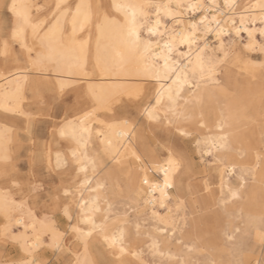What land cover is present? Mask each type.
Instances as JSON below:
<instances>
[{
  "label": "bare ground",
  "instance_id": "obj_1",
  "mask_svg": "<svg viewBox=\"0 0 264 264\" xmlns=\"http://www.w3.org/2000/svg\"><path fill=\"white\" fill-rule=\"evenodd\" d=\"M40 1V5H35L34 0H0V8L5 7L10 19L6 38L0 43L2 49L8 41V55L0 59V156H7L8 161L13 152L15 138L9 118L17 114L27 120L31 115H38L29 108L32 105L29 98L50 90L58 97L71 95L73 103L58 113V121L51 123L47 133L49 141L42 145L47 168L70 164L74 170L72 189L67 186L63 192L72 193L69 195L73 207L70 229L79 227L83 235L73 231L80 248L72 249L70 264H94L90 239L103 243L118 264H131L132 260L153 263L144 259L134 245L139 241L136 235L142 227L141 220L133 218L136 219L132 224L134 233L130 237V215L127 218L123 212L115 213L116 205L112 208L110 195L127 197L136 209L147 212L154 222L153 231L147 233V237L152 254L155 252L157 256L162 253L170 256L167 248L160 247L161 233L166 232L171 237L178 223L181 228L186 224L181 178L187 160L166 143L160 151L149 144L144 129L137 125L135 114L142 116L149 131L158 129L165 136L171 133L186 136L191 130L201 134L198 144L204 147V154H211L216 166V188L224 195L223 200L234 203L228 207V215H241L242 233L252 232L250 236L253 234L260 242L264 236V205L257 204L256 190L248 191L249 184L243 173L251 167L254 179V169L261 162L258 145H264V92L257 86L264 58H254L255 52L264 55V0ZM57 3L70 7L58 12L53 24L58 21L59 28L52 32V25L44 28V24L57 12ZM12 4L16 5L15 10ZM116 4L159 7L146 8L141 15L140 9H117ZM77 5H82L79 11ZM134 12L141 41L139 51L130 50L124 27L125 19L130 20ZM25 16L31 24H39L43 31L37 29L39 36H36L29 26L19 39H13V31L18 23H23ZM149 28L155 34H151ZM193 32L195 40L190 46L181 42ZM45 36L47 39L42 44L41 38ZM145 44L150 45L147 52ZM166 44L173 45L171 51L165 48ZM49 56L62 70L51 67L53 60ZM97 63L117 70L91 71ZM78 66L86 67V74L77 71ZM239 75L241 79H237ZM62 130L64 135H61ZM54 141L65 144L53 150ZM74 151L76 157L72 156ZM7 161L0 163V169ZM164 169H169V187H165ZM233 174L236 182L229 180ZM205 184L207 192L211 184ZM150 186L159 187L153 190ZM33 193L35 195V191ZM14 196L11 189L0 185V233L7 231L15 237L13 240L24 255V245L31 247L37 238L40 245L34 249V255L45 243L48 248L60 250L64 237L54 220L49 215L39 216L27 200ZM76 201L87 202L88 218L98 227L83 222L85 218ZM93 209L98 211H91ZM194 222L191 220L186 234L195 229ZM236 228L229 229L228 238ZM198 254L202 255L203 250ZM222 254L226 255L221 251L218 258H224ZM179 261L187 264L182 258Z\"/></svg>",
  "mask_w": 264,
  "mask_h": 264
},
{
  "label": "rangeland",
  "instance_id": "obj_2",
  "mask_svg": "<svg viewBox=\"0 0 264 264\" xmlns=\"http://www.w3.org/2000/svg\"><path fill=\"white\" fill-rule=\"evenodd\" d=\"M34 1H36L35 5H40L41 3L40 0ZM0 17L1 43V41L6 38V33L10 24L8 12L6 11L5 7L0 8ZM258 38L260 40V36H258ZM16 46L17 45L15 44V47ZM3 57L4 55H0V59H3ZM254 58L256 60H261L262 58H264V55L260 52H255ZM238 78L241 79L242 76L239 75L237 76V79ZM257 81V86L259 87V90L261 92H264V68L261 70L260 76ZM37 93L38 95L36 97L33 96V101V97L29 98L30 103H32V105H29V108L33 112L38 113V115H31L30 118H28L27 120L17 114H13L11 118H9V120H11L10 123L12 137L14 136L13 139L15 138L13 141L14 143L12 142L13 145L11 148V151L13 150V152H11V158L1 168H7L11 175L16 177V185H14L13 181L11 180L5 181L3 179H0V185L11 189L12 194L15 195L14 197L16 199L20 198L27 200V202L39 216L44 214L46 216L49 215L48 217L54 220L53 222L55 223L56 227L63 234L64 239L62 242L64 246L60 250L56 251L54 249H51L50 247L48 248V245L45 243L38 249L35 256L40 261H42L43 264H70L72 261V251H78L80 248L78 243L79 241L74 236L73 231L70 229V225L72 224L73 220L68 221V219L63 215V211L61 213L62 209L59 211L55 210L53 204L56 201L57 197H59L61 201L64 199L63 188H68L67 186H69V188L72 189L74 183V170L73 167L70 166V164H66L65 166L60 168H47L44 160L45 156L42 149V145L49 141L48 134L49 129H51V123L58 121V113L61 112L65 106H68L73 103V99L71 95L68 94H65L62 97H58L56 96V92L53 90H50L48 92H42L40 93L41 96L39 92ZM30 96L31 95L29 94V97ZM262 100V105H264V96L262 97ZM117 110H120V108H117ZM137 115L135 114L134 118H136L137 125H141L144 129V135L147 137L149 142H151L149 144H151L152 146H156L157 150L160 151L162 149V144L166 143L167 145L172 146V148H174L178 153L181 152V154H183V156L187 160V167L185 168V173L182 175L183 177L181 178L183 185V191L181 193H183L184 195L185 216H187L185 217L186 224L183 225V227L185 226V229L183 227L181 228V223H178V230L174 229L173 235L171 236L172 238L167 236L166 232H164L166 235L164 233H161L162 236L159 237V239H162L161 242L163 241L162 243L160 242V247L167 248L169 250L170 256L166 255L168 258H166L165 254L163 253L158 254V256L155 252L154 254H152L153 251L150 247V242L148 240L147 233H152V225L154 222L149 218L147 212H142L139 208L136 209L135 205L127 197L121 198L110 195V201L111 204H113V206L111 205L112 208L114 207V205H116L113 208L114 211H116L115 213L123 212L126 214V216L128 215L127 218L130 215V217L128 218V220H131L130 222H128L130 228V237L134 233L132 228L133 221L136 219L138 221L141 220L140 224L142 227L138 228L137 231L139 232V234L136 235V238H139V241L135 242L134 245L138 246L137 248L142 252V257L147 261L149 260L148 262L150 263L153 262L152 264H180L179 259L181 260V258L185 260L187 264H240L241 262V264H264V261H262L264 260V258H262L264 257V241L261 240L259 242L254 238L253 234H251L250 236V233L252 232H250L249 234L242 233L244 224L241 215H228V207H231V205L234 203H231L227 200H223L222 198H224V195L219 193L218 188H216V166L212 162V158L210 157L211 154H204V147L201 145V143L198 144V141H200L201 139V134L196 130H191V132L187 134L188 136H176V134L174 135V133H171L169 136H165L166 134L164 135V132L161 130L158 131V129L149 131V129L147 128L148 125L143 122L142 116ZM25 136L28 138H26ZM30 142L32 145L30 144ZM54 142H52L53 150H57L65 144L63 141H56L55 143ZM163 152L164 151H161L162 154H164ZM258 152H261V162L254 169V179L252 178L253 169L251 167H249L246 172L243 173V175L246 178V182L249 184V186L247 187L248 191L251 192V190H256V202L258 205L263 206L264 145H258ZM107 167L110 168V164ZM229 177L231 178H229L231 182H236L235 174H233V176L230 175ZM205 183L211 184H209L210 188H208L207 192L204 188ZM16 186L20 189L16 188ZM34 191L35 195L33 193ZM67 199L68 202L72 204L71 200L69 199V196L67 197ZM114 211H112V215L114 214ZM128 211H130V213ZM134 217L136 219H133ZM143 217L147 219L145 220L144 218L145 222L142 220ZM191 220H193V222L195 221V229L192 230L191 234H186L185 232L190 229ZM142 221L144 225H142ZM1 224L2 222L0 221V227ZM232 226H236L238 228H236V230L233 232L232 237L228 238L227 233L229 232V229ZM180 229H183L182 232ZM183 234L186 235L184 236ZM236 235L240 238H237ZM176 238H179V241L176 240ZM13 241V239L0 240V260L8 258L10 260L20 262V258L24 256V253L21 252L22 250L20 249L18 243L16 244L15 241L13 243ZM45 241H47V236L45 237ZM259 243H261L262 245ZM166 244L167 247H165ZM144 245H147L148 247H144ZM257 246H261L260 248H257L258 251L254 249V247L256 248ZM89 247L91 255L93 256L94 264H118L117 258H115L112 254L108 252V249L104 247L103 243L90 239ZM221 251L226 253V255L222 254L224 258H218ZM148 252L152 255L151 257ZM198 252L202 255H199ZM235 256H237L238 258ZM157 258L162 259L163 261ZM235 260L238 263H236ZM131 264L142 263L140 261L136 262V260H132Z\"/></svg>",
  "mask_w": 264,
  "mask_h": 264
},
{
  "label": "snow or ice",
  "instance_id": "obj_3",
  "mask_svg": "<svg viewBox=\"0 0 264 264\" xmlns=\"http://www.w3.org/2000/svg\"><path fill=\"white\" fill-rule=\"evenodd\" d=\"M182 5H177V7H181ZM7 7V5H6ZM12 9L15 10L16 5L12 4L11 5ZM70 6L67 4H62V3H57L55 4V8L57 10V12H53V16H52V20H49L47 22V24H44V28H47L49 25H52V28L50 29V31L55 32L56 30H58L59 28V24L58 21L56 24H53V21L57 20V15L58 12L64 8H69ZM82 7V5H77V11H79V9ZM114 7H116L117 9H121V8H125V7H132V8H137L141 10V15H143V10L149 7H159L158 5H150V4H138V5H120V4H116L114 5ZM191 7H196L195 5H192ZM70 14V13H69ZM159 23V20H157V24ZM32 27L33 33L36 36H39V32L37 31V29H40V31H43V28H41V26L39 24H31L28 17H24L23 18V23H18L15 30L13 31V39H19L21 37V35L23 34L24 30L26 27ZM124 27L127 28V43L128 46L130 48V50H136L139 51V45L141 43L140 41V37H139V33L137 31V18H136V13H133V16L130 20H128L127 18L125 19V24ZM193 29L195 28V25L192 26ZM149 32L151 34H155L153 29L149 28ZM47 39V36L42 37L41 38V43L43 44L45 42V40ZM195 40V33L193 32L192 35L184 37L181 42L182 43H188L189 46L191 45V43H193ZM150 45L145 44V52L148 51ZM165 48L168 51H171L173 48L172 44H166ZM0 55H4L7 56L8 55V41L4 42L3 48L0 49ZM50 60H53V57L49 56L48 57ZM163 59L165 61L164 63V67L167 69L168 68V57L165 55L163 56ZM199 60V58H198ZM52 68L58 69V70H62L60 69V66L58 63H56L53 60V63L51 65ZM97 69H99V71L101 72H112V71H116L117 69L115 68H109V67H105L100 65L99 63H97L96 65H93L91 68V71L95 72L97 71ZM79 72H84L86 74L87 72V68H80L79 66L76 69ZM210 71V69H209ZM159 95V94H158ZM151 114V113H150ZM84 131H87V129H84ZM61 135H64L63 130L61 131ZM73 157L77 156V153L74 151L72 153ZM7 156H0V163L6 162L7 161ZM170 165H171V160L169 161ZM165 172V187H169V181H168V173H169V169H164ZM0 179H3L5 181H15L16 177L12 176L11 173L8 171L7 168L4 169H0ZM144 183L147 184L148 181L147 179L144 180ZM34 187H38V186H34ZM153 188V190H156L159 186H150ZM161 191H163L161 189ZM72 193L69 191H65L64 192V199L61 201L59 199V197L56 198V201L53 204V207L55 208V210L59 211L62 209L63 211V215L69 220L71 221L73 219V207L72 204L68 202L67 197L69 195H71ZM82 199V198H81ZM76 204L78 205V207L80 208L81 214L82 216L85 218L83 220L84 223H92L93 224V228L98 227L97 225L94 224V222L89 219L88 217L90 216V211H86V209H88V204L87 202L81 203L80 201H76ZM91 211H98V209H93ZM73 231L80 233L81 235H83V233H81V230L79 227L74 226L73 227ZM9 239H16L15 237H12L11 234L7 231H4L3 233H0V240H9ZM262 241H264V236L261 237ZM40 245V241L37 238L36 241L33 243V245L31 247H28L26 244L23 247V251L25 252V255L22 256L20 258V264H43L42 261H40L35 255H34V249H36L37 247H39ZM0 264H16V261L10 260L8 258H5L3 260H0Z\"/></svg>",
  "mask_w": 264,
  "mask_h": 264
}]
</instances>
